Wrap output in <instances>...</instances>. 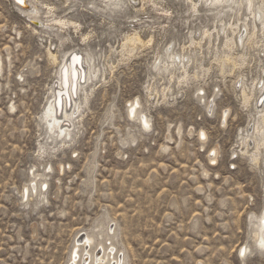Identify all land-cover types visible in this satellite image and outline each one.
<instances>
[{
	"label": "rangeland",
	"instance_id": "obj_1",
	"mask_svg": "<svg viewBox=\"0 0 264 264\" xmlns=\"http://www.w3.org/2000/svg\"><path fill=\"white\" fill-rule=\"evenodd\" d=\"M29 1L67 24L35 32L0 0V264H71L101 223L126 264H264V139L250 158L264 25L200 0L196 12L188 0ZM133 35L144 44L132 53ZM46 52L91 56L97 74L74 96L88 101L65 142L42 121L59 71Z\"/></svg>",
	"mask_w": 264,
	"mask_h": 264
},
{
	"label": "bare ground",
	"instance_id": "obj_2",
	"mask_svg": "<svg viewBox=\"0 0 264 264\" xmlns=\"http://www.w3.org/2000/svg\"><path fill=\"white\" fill-rule=\"evenodd\" d=\"M10 1L15 5V7L24 16V18L27 20V23L30 24L31 26H33V31H35V30H48V29L52 28L53 25H56V24L61 25V26H64L67 24L62 20H56V19L43 21L42 18L40 17V11H39L38 6L36 4H32L29 0H23V5H25V8L18 6L13 0H10ZM15 1L17 3L22 2L21 0H15ZM189 1L191 3L192 11L196 12L197 11V9H196L197 5L195 3H193L192 0H188V2ZM200 1H204L206 3V5H208L209 8H215V7H218V6L225 4L229 7V9L234 10V6H236L238 13L241 11L242 7L245 6L246 11H248V13H250L249 15L251 17L253 16L254 23H256L255 20L258 19L259 24L262 26L264 25V15H263L264 9L259 5L260 7H257V12H256L257 14H256L255 11L252 9L253 4H254L253 3L254 0H200ZM231 5H233V8H231L232 7ZM216 15H220V12H218ZM32 22H34V24ZM68 24L74 25L73 23H68ZM237 26L238 25H235V27H237ZM231 28H234V27L230 26V29ZM223 30H224V28H223ZM230 31L231 30H229V32ZM245 32H247V31H245ZM232 34H235L234 29H232ZM210 36H211V34H210ZM242 38L243 37L240 36L239 39L242 40ZM249 40H250V38H249ZM226 42L228 44L232 45L233 39L227 38ZM143 44L144 43L140 39V36H138V35H133L131 37L127 36V38L124 41V44L122 45V48L127 49V50L129 49L128 51L132 52L137 46H139V45L141 46ZM229 48H231V47H229ZM232 48H234V46H232ZM46 53H47L46 55H47L48 59L53 64L57 63V65L59 67V71L57 73L58 79L55 83V86L53 88H51V97L47 101L44 113L42 115L43 116L42 121H44V124L46 126V131L51 135L52 140L60 138L59 140H64L63 142H65V139H67V138L69 139V137L71 136V133H72L71 128L74 127L73 124L76 120L74 122H73V120H74L75 116H77L76 114L79 112V110H81L82 104L84 105V103L86 104L88 101V95L86 93L83 94L84 103H82V101L80 102V100H81L80 96H79L80 100H75L74 96L76 95L77 92L79 94L82 92H85L86 91V90H84L85 84H87V83L89 84V82L92 81V79L96 78L97 74H96V71L93 68V66L90 65L91 64V58H90L91 56L90 55H89L90 57H88V56L85 57V56H81V54L78 52H71L69 54L66 53V55H64L62 60L59 61L55 54H53L51 52H46ZM132 53H130V54H132ZM127 54H129V53L127 52ZM227 58H229V57L226 56V59ZM171 61H173V60H171ZM182 61H184V60H182ZM173 63H175V62H173ZM179 63L182 64V62H179ZM180 68H181V65H180ZM182 68L184 69L183 66H182ZM182 68H181V70H182ZM165 71H166V69H165ZM185 75H186V72H185ZM185 75L183 74V76H185ZM178 81H179V79H178ZM262 90L263 89H261L260 92ZM87 93H89V92H87ZM80 95L82 96V94H80ZM244 96H245L244 101H247L250 99V97L246 96L245 93H244ZM76 99H77V97H76ZM259 99L260 98H258V100ZM258 100H257V98L255 99L256 104L258 103ZM256 104H254V105H256ZM261 104H263V103H261ZM208 107H209V112H210L211 111V104ZM133 111H134V109H132L131 113H133ZM257 114L259 115V116L258 115L257 116L260 117V119H261V121H260L261 124H263L264 123V115H262L263 113H261V111H258ZM222 118L225 122V120H226V114L225 113L223 114ZM141 123H142L144 128L148 127V121L146 120L145 117H142ZM253 130H254L255 136L253 137L254 139H252V140H254V142H255L254 146H255L256 152L252 151L254 153L252 155H250V158H251V162L256 163L259 159V158L257 159V151L262 146V142L264 139V124H263V127L258 126V127H255ZM201 136L203 138H205L204 133H201ZM48 138H50V136ZM250 138H251V136H250ZM243 140L244 139H242V142H243ZM248 141H250V140H248ZM248 141L246 140V142H248ZM245 145H247V144H245ZM263 146H264V143H263ZM259 150H261V149H259ZM212 154H214V152ZM34 189L35 188L33 186V190ZM27 193H28V190L26 191V195H27ZM253 220H254V222H253L254 223V231H253L254 244L257 248L264 250V207L261 210V213H259V216H256V218H254ZM115 237H116L115 231L112 228L107 227L105 225V223H101L100 225H98L96 233L81 236L80 238H78L76 240V244L73 246L71 256L69 257L70 258L69 262L71 264H126L124 256L122 254L119 255L120 250H118L117 246L114 244ZM107 242H109V243L107 244ZM246 251H247V249L245 247V248H242L240 253L244 254Z\"/></svg>",
	"mask_w": 264,
	"mask_h": 264
},
{
	"label": "water",
	"instance_id": "obj_3",
	"mask_svg": "<svg viewBox=\"0 0 264 264\" xmlns=\"http://www.w3.org/2000/svg\"><path fill=\"white\" fill-rule=\"evenodd\" d=\"M18 6H21L22 8H25V5H23V0H21L22 2L17 3L15 0H13ZM22 3V4H21ZM25 3V2H24ZM34 24V22H32Z\"/></svg>",
	"mask_w": 264,
	"mask_h": 264
},
{
	"label": "built area",
	"instance_id": "obj_4",
	"mask_svg": "<svg viewBox=\"0 0 264 264\" xmlns=\"http://www.w3.org/2000/svg\"><path fill=\"white\" fill-rule=\"evenodd\" d=\"M262 102V98H260L259 100H258V103H261Z\"/></svg>",
	"mask_w": 264,
	"mask_h": 264
},
{
	"label": "snow or ice",
	"instance_id": "obj_5",
	"mask_svg": "<svg viewBox=\"0 0 264 264\" xmlns=\"http://www.w3.org/2000/svg\"><path fill=\"white\" fill-rule=\"evenodd\" d=\"M243 254V253H242Z\"/></svg>",
	"mask_w": 264,
	"mask_h": 264
}]
</instances>
